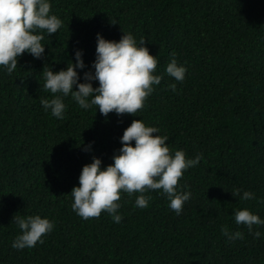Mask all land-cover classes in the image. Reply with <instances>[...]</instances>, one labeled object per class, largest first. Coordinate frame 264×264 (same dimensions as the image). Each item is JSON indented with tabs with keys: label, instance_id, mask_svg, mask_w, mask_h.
Returning <instances> with one entry per match:
<instances>
[{
	"label": "trees",
	"instance_id": "1",
	"mask_svg": "<svg viewBox=\"0 0 264 264\" xmlns=\"http://www.w3.org/2000/svg\"><path fill=\"white\" fill-rule=\"evenodd\" d=\"M50 2L62 27L41 33L44 56L23 54L12 75L0 67V264H264V235L255 239L234 220L242 208L264 219V0ZM122 31L145 38L158 61L155 74L163 77L136 116L105 117L70 96L64 119L46 112L40 99L52 94L43 87V72L74 64L79 49L84 82L97 33L118 41ZM172 53L188 69L183 82L165 72ZM134 119L158 127L173 152L203 154L179 181L191 199L177 216L159 191L149 193L144 209L135 206L137 194L121 193L120 223L103 211L82 219L70 194L82 167L93 156L102 168L111 164ZM236 188L256 199L233 197ZM34 214L53 220V231L42 244L13 249L20 233L13 216ZM222 225L244 238L228 241ZM254 230L264 234V226Z\"/></svg>",
	"mask_w": 264,
	"mask_h": 264
},
{
	"label": "clouds",
	"instance_id": "2",
	"mask_svg": "<svg viewBox=\"0 0 264 264\" xmlns=\"http://www.w3.org/2000/svg\"><path fill=\"white\" fill-rule=\"evenodd\" d=\"M51 8L50 0H0V67L8 75L17 69L18 58L23 54H30L34 59L44 56L41 33L46 31L50 36L62 27V20L52 14ZM144 45L145 38L137 40L131 32H123L118 41L107 40L97 33L95 59L92 70L83 73L84 82H79L81 76L77 71L86 67L79 49L74 51V64L71 62L58 72H53L50 67L43 72V87L52 96L40 99L42 108L62 120L66 111L64 98L70 96L81 109L96 106L105 117L109 113L136 116L154 86L163 79L155 74L156 56L150 55ZM187 71L172 53L165 68L167 75L183 82ZM93 81L98 82L97 87H93ZM74 86L76 90H73ZM169 87L173 92L177 90L175 83ZM168 140L167 135H160L158 127L147 126L141 119L132 120L120 137L121 147L114 151L111 164L102 168V160L93 156L91 163L82 167L79 186H74L70 192L72 210L84 220L98 218L103 211L118 224L123 219L119 214L121 193L137 194L135 206L144 209L152 199L149 193L159 191L166 197L169 208L179 216L192 195L186 190L187 185H181L179 181L185 171L201 162L203 154L188 158L182 149L173 152L166 143ZM90 147L84 150L88 151ZM231 195L242 201L256 199L254 192L240 188L234 189ZM234 220L237 225L246 226L255 239L264 235L254 230V226H264V219L248 208L235 210ZM12 221L20 230L11 244L16 250L42 244V237L55 227L53 220L39 214L14 215ZM220 230L228 241L244 238L242 232H230L225 225Z\"/></svg>",
	"mask_w": 264,
	"mask_h": 264
}]
</instances>
